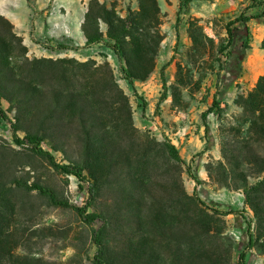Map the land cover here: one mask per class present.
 Masks as SVG:
<instances>
[{
  "label": "trees",
  "instance_id": "1",
  "mask_svg": "<svg viewBox=\"0 0 264 264\" xmlns=\"http://www.w3.org/2000/svg\"><path fill=\"white\" fill-rule=\"evenodd\" d=\"M137 1L138 6L128 5L123 15L118 0H89L81 25L86 45H102L111 51L120 64L121 77L130 85L145 82L155 71L162 41L159 0ZM191 1L181 0L175 25L178 46L183 21L190 46L186 55L176 62L175 83L167 85L165 76L171 61L162 63L164 91L158 106L170 95L178 103L185 97L184 89L190 93L204 90V101L212 97L204 118L213 116L223 124L230 104L224 101L219 84L213 91L206 81L213 74L218 81L221 78L232 54L235 30L244 34L243 49L250 47L252 35L248 23L264 18V8L254 15H238L235 20L241 28L229 25L227 37L216 42L205 32L200 19L190 15ZM102 24L106 25L105 31ZM58 48L74 47L61 43ZM261 48L264 49V38ZM28 51L15 25L0 13V126L10 122L17 144L30 142L31 151L46 159L54 169L76 177L87 200L81 205L72 204L61 199L52 187L40 180H31L30 172H26L11 152L14 149L7 142H1L0 264L41 263V258L21 249L26 242V230L19 220L26 210L24 196L34 192L54 205L74 209L85 223L95 225L91 233L92 264H231L225 253L208 248L216 236L208 223L194 220L192 229L184 231L186 223H177L180 221L177 214L162 199V193L170 189L161 188V198L154 192V186L160 185L154 181L155 175L164 169L162 155L177 165H186V162L171 140L165 138L158 142L148 132H143L138 141L125 143L122 135L134 129L133 115L112 69L107 65L104 81L100 78L87 81L85 89L65 83L48 88L44 80L56 61L30 58ZM57 74L63 75L54 70L51 76ZM63 78H68L66 73ZM236 87L234 103L241 114L236 125L222 135L224 156L231 165L232 179L237 176L241 181L245 208L253 214V218L241 214L247 224V248L257 250L264 257V74L247 94L240 91L239 83ZM109 91H113L114 99L107 103L111 108H104L102 102ZM4 102L8 103V110ZM8 112H13V117ZM66 123L79 128L83 153L78 159L59 163L54 151L61 150L67 138ZM208 124L207 121L205 126ZM45 142L48 149L43 147ZM185 170L199 184L202 182L193 167L187 166ZM111 178L122 193L121 201L113 207L104 198ZM189 200L199 206V199L189 196ZM176 202L181 203L183 199L180 197ZM199 202L206 205L204 201ZM232 212L235 211H228ZM124 219L129 220L126 226L122 223ZM127 231L132 233L128 240L120 234ZM164 243L173 246L171 254L162 251ZM239 259L245 261L244 250L239 251Z\"/></svg>",
  "mask_w": 264,
  "mask_h": 264
},
{
  "label": "rangeland",
  "instance_id": "2",
  "mask_svg": "<svg viewBox=\"0 0 264 264\" xmlns=\"http://www.w3.org/2000/svg\"><path fill=\"white\" fill-rule=\"evenodd\" d=\"M180 2L181 0H159L163 24L158 66L148 80L136 81L134 85L121 77L120 64L111 51L102 45H86L81 25L89 0H0V13L15 25L16 31L28 46L30 58L56 61L52 65V71H61L63 75L57 74L53 77L51 71L44 80L48 88L65 83L70 87L73 85L75 88L85 89L87 81L93 82L97 78L104 81L108 65L122 88V95L133 115L134 129L122 135L125 143L130 140L138 141L143 132H148L158 142L165 138L171 140L186 162V165H177L162 155L160 161L164 169L158 170L154 178L160 185H155L153 190L160 198L161 188L170 189L162 193V199L169 203V210L177 214L180 220L177 223H186L184 231L192 229L194 220L208 223L216 234L214 242L208 248L225 253L231 264H264L263 255L255 249L247 248V224L241 214L250 218H253V214L248 207L245 208L244 195L240 189L241 181L237 176L232 179L231 165L224 156L222 135L236 125L241 114V109L234 103L235 94L228 95L225 91L228 74L225 72L219 81L213 74L206 81L213 91L219 84L218 89L224 91V101L230 103L223 124L213 116L204 118L212 101V97L204 101V90L190 93L184 89L185 97L178 103L170 95L158 106L164 91L162 63L171 61L165 69V76L167 85L175 83L176 62L182 59V55H186L190 46L184 21L180 25L181 45L177 44L175 25ZM118 3L123 15L126 14L128 5L134 8L138 6L137 0H118ZM263 8L264 0H192L190 15L200 19L205 32L218 42L227 37L229 25L231 28H241L235 20L238 15H254L261 13ZM182 16L186 17L184 14ZM253 20L255 21H251ZM102 28L105 31L106 25L102 24ZM235 31L236 38L232 49L243 41V32ZM259 41L260 39H255L252 42V51L259 53L264 74V49L259 47ZM61 43L74 48L60 49L58 45ZM65 73L68 78H63ZM75 73L77 76L73 77L72 74ZM105 98L102 107L111 108L107 103L114 99L113 91H109ZM116 99L122 101L120 98ZM3 105L8 110V103L4 102ZM8 115L13 117L14 114L8 112ZM207 121L208 127L205 126ZM64 133L67 138L63 140L61 150L54 151L59 163L78 159L83 153L79 128L75 124L66 123ZM1 142H7L14 149L11 152L14 156L16 154L18 163L25 167L26 172H30L31 180H40L52 187L61 199L72 204L81 205L87 200V194L80 189L76 177L54 169L46 159L31 151L30 142L19 145L14 141L10 122L0 126ZM43 147L48 149L46 142ZM187 166L196 170L202 181L200 184L187 173ZM104 193L108 206L113 207L122 199V193L112 178ZM189 196L204 201L206 205L199 201L200 207L192 204ZM180 197L183 202L177 203L176 200ZM24 200L26 210L21 213L19 220L26 230V242L21 249L24 248L26 253L41 258L39 264H92L94 246L91 233L95 225L85 223L74 209L54 205L35 192L24 196ZM122 223L126 226L129 220L124 219ZM120 234L128 240L132 233L127 231ZM158 240L161 237L158 236ZM172 247L164 243L162 251L171 254ZM242 250L246 255L244 262L239 259V251Z\"/></svg>",
  "mask_w": 264,
  "mask_h": 264
},
{
  "label": "crops",
  "instance_id": "3",
  "mask_svg": "<svg viewBox=\"0 0 264 264\" xmlns=\"http://www.w3.org/2000/svg\"><path fill=\"white\" fill-rule=\"evenodd\" d=\"M248 26L252 35L250 47L246 51H243L242 43L238 47L234 46L229 63L221 75L223 77V74L226 72L229 76L228 84L225 88L228 95H236L238 89L236 87L237 83L241 86V92L248 93L255 86L259 76L263 75L260 63L261 57L258 52L252 51V42L255 39H260L259 47L261 48V42L264 38V18L250 21Z\"/></svg>",
  "mask_w": 264,
  "mask_h": 264
},
{
  "label": "built area",
  "instance_id": "4",
  "mask_svg": "<svg viewBox=\"0 0 264 264\" xmlns=\"http://www.w3.org/2000/svg\"><path fill=\"white\" fill-rule=\"evenodd\" d=\"M155 128H157V127L155 126Z\"/></svg>",
  "mask_w": 264,
  "mask_h": 264
}]
</instances>
